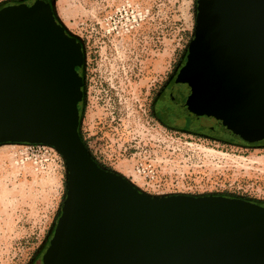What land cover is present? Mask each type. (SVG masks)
Masks as SVG:
<instances>
[{"label":"water","instance_id":"obj_1","mask_svg":"<svg viewBox=\"0 0 264 264\" xmlns=\"http://www.w3.org/2000/svg\"><path fill=\"white\" fill-rule=\"evenodd\" d=\"M83 58L49 3L0 10V145L51 146L69 171L43 264H264V206L223 195L154 198L98 166L79 131ZM172 92L197 120L264 141V0H198Z\"/></svg>","mask_w":264,"mask_h":264},{"label":"rangeland","instance_id":"obj_2","mask_svg":"<svg viewBox=\"0 0 264 264\" xmlns=\"http://www.w3.org/2000/svg\"><path fill=\"white\" fill-rule=\"evenodd\" d=\"M26 1L0 0V8ZM52 5L83 45L87 100L80 132L101 167L154 198L226 194L264 202V142L230 144L184 132L200 125L181 108L183 120L173 128L154 116L159 93L187 61L198 0H52ZM68 184V166L58 151L0 145V264L43 260Z\"/></svg>","mask_w":264,"mask_h":264},{"label":"flooded vegetation","instance_id":"obj_3","mask_svg":"<svg viewBox=\"0 0 264 264\" xmlns=\"http://www.w3.org/2000/svg\"><path fill=\"white\" fill-rule=\"evenodd\" d=\"M37 0H28L24 3L28 4V5H32L34 4V2H36ZM40 1H45L46 3H49L52 5V0H40ZM82 51H83V64L80 68H77L78 73L81 75L82 79H83V87H82V91H83V98L82 101L79 103V111H80V119L82 120V113H83V109L84 104L86 103V80L85 77L83 75V72L85 70V52L83 49V45H82ZM179 71V70H178ZM179 74V73H178ZM178 74L176 75V77L172 80L171 84H168L164 89H162V91L159 93L155 104H154V116L155 118L165 127L169 126V125H173L175 126V124L180 121L183 120L181 118L180 115H178L177 113L173 112L174 110L172 109V107H177V108H182V106L184 107V103L182 104L181 102L178 101V96L176 94H174L172 92V88H173V84L178 76ZM173 93V94H172ZM172 94V96H171ZM81 124V121H80ZM79 131H80V127H79ZM81 135V132H80ZM82 141L85 144V146L87 147L86 144V138H83L81 135ZM88 148V147H87ZM90 153V152H89ZM93 158V156H92ZM95 160V158H93ZM97 162V161H96ZM98 166L101 167V165H99V163L97 162ZM102 169H105L103 167H101ZM106 171H111L108 169H105ZM252 202V201H251ZM255 203V202H253ZM259 204V203H257ZM264 206V204H259ZM39 262H42V258L38 259L34 262V264H39Z\"/></svg>","mask_w":264,"mask_h":264},{"label":"trees","instance_id":"obj_4","mask_svg":"<svg viewBox=\"0 0 264 264\" xmlns=\"http://www.w3.org/2000/svg\"><path fill=\"white\" fill-rule=\"evenodd\" d=\"M20 4H22V3H20ZM23 4H26V3H23ZM12 5H19V4H12ZM7 6H10V5H7ZM4 7H6V6L1 7L0 10L2 8H4ZM172 94H171V96H172ZM178 101L183 104V102L181 101V99L179 97H178ZM172 109L174 110L173 112H175L178 115H181L182 116V113L179 112V109L177 107H175V108L172 107ZM181 109H183L182 111L185 112L184 113L185 115L191 117L196 122H199V125H200L198 129H189V127H185L183 129L184 132H188V133H191L193 135L204 136V137H207V138H211L213 140H216V141H220V142H223V143H230V144L243 143V144H247V145H250L251 146V145H255V144H259V143L264 142V141H262V142L250 144V143H247V142H244V141H241V140H237V139L233 138L232 136H230V135H228L226 133L221 132L219 129H217L216 127H214L211 123H207L205 121H199V120H197L191 113L188 112L187 106H186L185 103H184V107L182 106ZM166 127L167 128H171V127L173 128V125H169V126H166ZM223 196L232 197V196H228L226 194H224ZM245 200H249V199H245ZM249 201H251V200H249ZM252 202L259 203V204H264L263 201H252Z\"/></svg>","mask_w":264,"mask_h":264},{"label":"built area","instance_id":"obj_5","mask_svg":"<svg viewBox=\"0 0 264 264\" xmlns=\"http://www.w3.org/2000/svg\"><path fill=\"white\" fill-rule=\"evenodd\" d=\"M39 147H43V148H50L51 150H55L54 148H52L51 146H47V145H30L29 144V148H39Z\"/></svg>","mask_w":264,"mask_h":264},{"label":"bare ground","instance_id":"obj_6","mask_svg":"<svg viewBox=\"0 0 264 264\" xmlns=\"http://www.w3.org/2000/svg\"><path fill=\"white\" fill-rule=\"evenodd\" d=\"M53 148V147H52ZM56 150V149H55ZM57 151V150H56Z\"/></svg>","mask_w":264,"mask_h":264}]
</instances>
